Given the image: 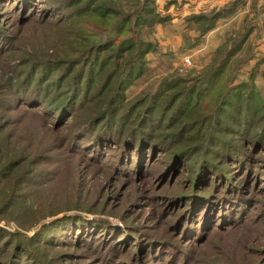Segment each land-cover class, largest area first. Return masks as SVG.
I'll list each match as a JSON object with an SVG mask.
<instances>
[{
  "label": "trees",
  "instance_id": "16d2710c",
  "mask_svg": "<svg viewBox=\"0 0 264 264\" xmlns=\"http://www.w3.org/2000/svg\"><path fill=\"white\" fill-rule=\"evenodd\" d=\"M138 1L131 11L129 0H0V222L16 226L0 225V264L85 257L91 260L82 264H234L201 261L181 241L209 246L217 231L264 216V96L257 86L236 84L240 67L230 68L252 24L219 48L209 67L170 74L154 91L128 99L157 48L144 37L156 24V0ZM245 5L236 0L210 16L188 17L200 35L187 48ZM41 19L71 22L65 51L42 57L18 48L10 28ZM77 162L85 165L77 183L105 163L110 179L149 169L161 183H174L161 197L178 207L165 223L181 241L168 229L134 226L128 208L109 207L99 196L80 195L62 207L46 202L44 192ZM247 263L264 264V250Z\"/></svg>",
  "mask_w": 264,
  "mask_h": 264
},
{
  "label": "rangeland",
  "instance_id": "374dc122",
  "mask_svg": "<svg viewBox=\"0 0 264 264\" xmlns=\"http://www.w3.org/2000/svg\"><path fill=\"white\" fill-rule=\"evenodd\" d=\"M156 2L157 0L152 5L150 14L156 24L151 28L149 26L145 28L144 37L157 48L147 55L143 72L128 90V99H133L138 94L144 95L154 91L160 82L170 74L178 73L184 76L192 71L209 67L216 60L218 49L224 48L226 45L231 47V42H233L231 39H235L238 34L243 32L248 24H252V32L238 53L231 59L230 68L240 67L236 84L248 83L257 86L264 96V4H261V0H246L245 9L242 8L244 11L240 10L237 13L244 20L241 26H239L241 21L234 19L230 24V29L225 32V36L213 45L210 42L207 48H197L201 44L195 48H187L188 42L194 43L196 38L192 39L185 34L183 43L179 44L171 35V28L159 30V24H165L167 21L162 19V22L159 21L161 16L158 13ZM138 4V0H129L124 4V7L127 10L135 11L139 7ZM214 12L206 15L210 16ZM63 15L66 13L62 12L60 16ZM43 20L27 25L20 23L10 28L12 34L14 31L17 34L18 48L27 52L26 54L31 53L45 57L48 56L47 50L53 53L67 49L65 48V39L68 40L69 36L67 35L73 29L70 26L71 22L66 24L45 23ZM69 40L67 44H72ZM59 43H63V45L59 47ZM188 57L191 60L190 65L185 62ZM84 163L78 165L77 162L69 165L63 182L47 189L48 191H45L41 197L46 202H55V206L62 207L78 200L77 197L80 195L89 194L91 200H95L99 196V200L105 201L109 207H122L123 210L128 208L125 216L127 221L133 223L134 226L153 227L147 231L155 234H163L168 229L177 238L175 230L168 227L165 222L178 207L167 206V200L161 197L168 188L173 189L172 184L174 183L170 185L161 183L157 178H153V173L148 172L149 169L144 170L146 173L143 175L133 171L131 178L118 173L112 175L113 179H110L111 173L114 172L108 163L102 167H92V169L83 171L80 182L77 183L76 173L85 168ZM258 196L263 200L264 191H261ZM129 205L131 207H128ZM254 219H256V223H251L248 227H237V229L226 233L217 231L218 233L210 236L209 246H202L198 240L191 243H188L187 239L181 241L180 236L177 239L182 242L183 248L189 247L188 250L193 257L200 258L201 261L213 263L212 261L215 260H226V263L233 261L234 264H244L249 260L258 259L261 251L264 250V216L256 215ZM113 221L119 226L122 225L120 220ZM0 225L12 231L16 230L14 223L8 220L1 221ZM88 260L91 259L88 257H85V261L74 259L73 261L79 263L71 262L69 264H82ZM181 261L184 262V259Z\"/></svg>",
  "mask_w": 264,
  "mask_h": 264
},
{
  "label": "crops",
  "instance_id": "0c3cea01",
  "mask_svg": "<svg viewBox=\"0 0 264 264\" xmlns=\"http://www.w3.org/2000/svg\"><path fill=\"white\" fill-rule=\"evenodd\" d=\"M236 0H157V9L163 21H167L165 24H159V30L171 28V35L176 39L175 42L179 44L183 43V37L185 34L189 37L197 38L200 33L196 27H189L186 20L188 17L200 14H209L235 2ZM245 9L239 7L237 11L227 17L217 21L215 27L211 29L203 39V42L197 48H207L210 42L216 43L221 37L225 36V32L230 29V24L234 19L241 21L244 20L238 16L240 10ZM244 11V10H242Z\"/></svg>",
  "mask_w": 264,
  "mask_h": 264
},
{
  "label": "built area",
  "instance_id": "2783aa9c",
  "mask_svg": "<svg viewBox=\"0 0 264 264\" xmlns=\"http://www.w3.org/2000/svg\"><path fill=\"white\" fill-rule=\"evenodd\" d=\"M261 4H264V0H261ZM185 62H186L188 65H190V64H191V60H190V58H189V57L186 58V59H185Z\"/></svg>",
  "mask_w": 264,
  "mask_h": 264
}]
</instances>
